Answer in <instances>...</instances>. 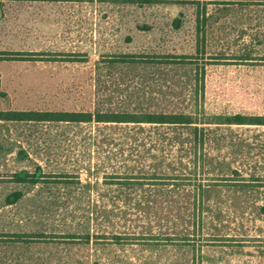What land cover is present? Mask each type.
<instances>
[{"label": "rangeland", "instance_id": "obj_1", "mask_svg": "<svg viewBox=\"0 0 264 264\" xmlns=\"http://www.w3.org/2000/svg\"><path fill=\"white\" fill-rule=\"evenodd\" d=\"M177 1L0 0V110L110 106L117 99L112 90L117 77L126 83L141 79L138 84L154 90L164 78L183 76L190 91L198 68L199 83L205 84L200 104L210 113L264 117V0H207L205 53L189 59L194 69L113 64L123 54L162 60L194 54L186 35L194 32L195 10ZM181 14L183 26L173 32L172 22ZM143 24L152 29L141 31ZM129 126L111 135L122 141ZM199 126L205 136L198 155L206 160L193 165L194 155L187 153L184 166L173 164L180 145L150 147L138 160L128 145L120 154L83 144L85 129L72 125L0 122V264H264V125ZM160 158L172 162L167 175L174 168L181 175L193 171L210 185L201 212L181 191L172 193L174 202L173 189L154 185L161 179L152 164ZM113 168L144 177V190L116 193L99 184ZM35 173L39 183L25 184L23 178ZM14 194L20 195L17 203L1 206ZM125 195L132 199L123 218H105L95 208L98 200L107 204ZM146 200L151 206L160 200L168 211L182 208L166 213L158 205L149 211L132 207L137 201L147 206ZM129 228L164 246L111 241V234ZM86 233L88 244L82 239Z\"/></svg>", "mask_w": 264, "mask_h": 264}, {"label": "trees", "instance_id": "obj_2", "mask_svg": "<svg viewBox=\"0 0 264 264\" xmlns=\"http://www.w3.org/2000/svg\"><path fill=\"white\" fill-rule=\"evenodd\" d=\"M127 3H135V0H125ZM140 5L143 3L152 4L153 1H163V0H136ZM177 3L189 4L192 5L195 10V26L194 32L189 35H186L187 39L191 41V44L194 47V54H185L180 55L177 60H162L157 58V56H139L142 59L135 58L132 54H123L113 61L114 65H127V66H148V67H163L168 65L176 66L177 68H187L191 65L192 60L195 59L198 55L205 53L204 39L206 36V26L209 23V17L207 16V0H179ZM213 3V2H211ZM182 17L175 18L172 22L173 32H178L182 26ZM141 31L150 30L152 26L143 24L138 26ZM163 32L165 35L167 32ZM167 58V56H165ZM195 61V60H194ZM197 62V61H196ZM198 67V66H196ZM194 69V68H193ZM201 71H204V67L200 68ZM190 73L192 69L190 68ZM195 80L193 82L192 78H186L188 81L192 80V87L190 91L186 84L185 78L181 76L182 79H172L164 78L167 80L163 84H157L155 89L148 86V89H145V86L138 84L142 82L141 79L135 81L130 77L127 79L126 83L125 77H117L113 81L112 90L114 95L117 96L114 104L110 106H101L88 109L80 110H0V122H29V123H62L75 126L79 129H85L81 134V141L83 144L90 146H95L97 149L108 148L110 151H117L120 154H123L124 147L129 146L131 151L136 153V158L138 160H143V157L148 154L149 148H157L158 150H165L167 146H179V155L174 159L173 164H183L185 155L193 153L191 161L193 165H196L198 161L206 160V157L203 154L198 155L199 149L203 146L204 143V128L200 127L199 124L213 123V124H251V125H264V117H254V118H244V114H213L209 110L200 104L201 99L204 98L205 94V84L199 83V70L195 68L194 70ZM204 79L202 76L201 80ZM126 83V86H125ZM131 84L136 87V89H131ZM176 89V90H175ZM153 93H159V96L155 98ZM114 95L111 94L107 98V102H111L114 98ZM168 95H171L170 98ZM189 96V99L188 97ZM167 97L169 100H167ZM187 98L188 102H185ZM185 103V104H184ZM201 116L203 118H201ZM207 116V117H205ZM251 116H262V115H251ZM93 125H96L94 133L91 132ZM98 125H102L98 127ZM122 125V126H121ZM125 135L122 141H117L113 138L111 133L113 130H121L125 127ZM143 125H148L153 130V133H145L146 128H143ZM190 129V130H189ZM186 132V133H185ZM154 136H151L153 135ZM185 135H188L185 137ZM177 142L179 144H177ZM188 143V145H187ZM184 146L187 147L185 150ZM180 153H183L180 155ZM167 155V154H165ZM167 157V156H166ZM169 159L167 162L164 158H160L156 164H152L155 171H158V178L160 177L161 182H158L160 187L167 186L173 191H169L170 199L174 202L178 200L174 199L172 193L181 191L187 197L185 200L192 202L193 209L200 212L205 208L207 203L209 193L211 188L209 184H205L201 181L200 176L194 173L193 171L189 172L188 175H181L175 171L173 175H167L171 169V166H168ZM172 165V162H169ZM39 172L41 168H37ZM114 171L106 176H101L102 183L110 189H115L116 193H123L124 191L134 190L138 187L143 188L144 184L141 182L144 177L136 179L134 174H128L123 172H117L116 168H113ZM203 172V168H202ZM195 174V177L192 174ZM28 175V174H27ZM29 176V175H28ZM23 181L28 185H36L39 183V176L37 173L32 174L29 177H24ZM161 183V184H160ZM66 184H73L71 180H68ZM162 185V186H161ZM190 188L191 190H189ZM144 190V189H142ZM159 192L164 194V188L158 189ZM196 193V194H195ZM165 195V194H164ZM193 195V196H191ZM9 197V196H8ZM5 198L1 206L12 205L17 203L20 200V195L14 194L12 199ZM132 199V198H131ZM131 199L129 196L125 195L124 197H113L109 199L105 204L104 200H98L95 203V208H98V213L105 215V218L110 219V217L117 216L122 217L127 213L129 206H131ZM169 199V198H167ZM149 200H146L148 202ZM97 205V206H96ZM141 204L140 201L135 202L132 207H137L139 209L147 210L154 209L158 205V211L164 209L166 213L174 212L180 210L181 206H174L169 211L162 207L160 200H154L153 206L147 203ZM108 207V210H105ZM110 221V220H109ZM126 225V224H124ZM134 227L133 225L131 226ZM126 232L113 233L111 234V241L116 245H125L133 244L139 241H148L146 242L148 246H153L156 248H162L156 240L158 238H148L147 236H139L134 233ZM75 236V235H73ZM148 236H154L149 234ZM19 237V236H17ZM157 237V236H156ZM82 239L86 244L90 242L89 233H86ZM82 243V242H81ZM83 244V243H82ZM99 244V243H97ZM187 245V244H185Z\"/></svg>", "mask_w": 264, "mask_h": 264}]
</instances>
